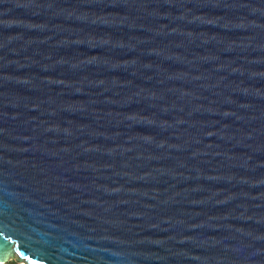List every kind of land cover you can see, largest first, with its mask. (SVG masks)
Listing matches in <instances>:
<instances>
[{"label":"water","instance_id":"obj_1","mask_svg":"<svg viewBox=\"0 0 264 264\" xmlns=\"http://www.w3.org/2000/svg\"><path fill=\"white\" fill-rule=\"evenodd\" d=\"M264 264V0H0V262Z\"/></svg>","mask_w":264,"mask_h":264},{"label":"rangeland","instance_id":"obj_2","mask_svg":"<svg viewBox=\"0 0 264 264\" xmlns=\"http://www.w3.org/2000/svg\"><path fill=\"white\" fill-rule=\"evenodd\" d=\"M0 264H29L25 259L19 257L17 253H13L7 260H3Z\"/></svg>","mask_w":264,"mask_h":264}]
</instances>
